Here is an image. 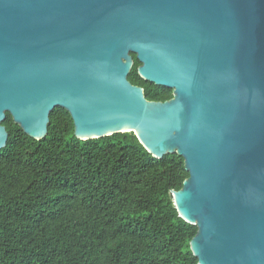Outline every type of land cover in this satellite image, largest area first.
Returning <instances> with one entry per match:
<instances>
[{"label": "water", "instance_id": "obj_1", "mask_svg": "<svg viewBox=\"0 0 264 264\" xmlns=\"http://www.w3.org/2000/svg\"><path fill=\"white\" fill-rule=\"evenodd\" d=\"M173 90L151 102L128 79ZM66 110L81 140L133 133L177 153L199 264H264V0H0V151Z\"/></svg>", "mask_w": 264, "mask_h": 264}, {"label": "trees", "instance_id": "obj_2", "mask_svg": "<svg viewBox=\"0 0 264 264\" xmlns=\"http://www.w3.org/2000/svg\"><path fill=\"white\" fill-rule=\"evenodd\" d=\"M132 57L129 81L148 101L171 100ZM3 126L0 264H199L190 246L198 228L172 196L190 176L183 157L156 158L133 133L78 139L62 108L40 140L9 113Z\"/></svg>", "mask_w": 264, "mask_h": 264}]
</instances>
